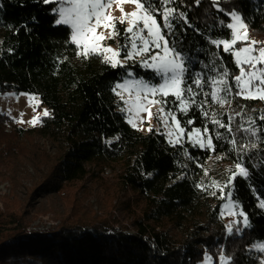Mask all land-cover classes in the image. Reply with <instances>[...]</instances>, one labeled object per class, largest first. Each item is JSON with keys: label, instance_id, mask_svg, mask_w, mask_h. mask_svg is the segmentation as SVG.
<instances>
[{"label": "trees", "instance_id": "1", "mask_svg": "<svg viewBox=\"0 0 264 264\" xmlns=\"http://www.w3.org/2000/svg\"><path fill=\"white\" fill-rule=\"evenodd\" d=\"M177 3V10L187 15V21H174L175 36L180 38L177 47L188 57L193 75L200 73L204 83L203 88L193 85L201 94L187 114L180 112L173 96L166 98L165 111L172 108L187 132L199 127L203 133L207 127L218 145L215 152L194 147L187 137L172 145L164 135L143 134L129 126L113 89L128 72L157 83L154 72L136 60L113 69L101 55L79 56L81 61L76 63L79 49L70 43V29L54 26L58 15L51 9L57 4L0 0V94L34 95L39 99L38 110L50 113L34 128H21L0 113V182L10 185L0 208V264H201L205 255L217 264L221 253L232 264H260L253 247L264 243V208L260 207L264 130L252 136L240 126L248 128L252 119L264 125L259 119L264 115V101L236 95L234 77L239 69L233 56L212 40L229 34L221 23L230 22L229 16L217 11L223 7L225 12L241 9L251 21L250 35L264 42V0H220L218 5L201 0L199 7L194 0ZM153 6L163 11V5ZM157 20L163 27L161 16ZM124 29L117 23L121 34L109 44L122 49ZM225 68L232 92L221 106L210 93L213 77ZM214 114L223 123L232 118L231 133L212 123ZM188 119L194 123L187 125ZM216 132L223 134L219 141ZM232 138L237 141L235 149ZM38 140L47 142L54 153H48ZM241 145L247 146L244 151ZM236 162L248 169L247 177L237 175L223 192L214 187L205 190L212 181L221 187L228 184V178L238 173ZM104 170L114 173L113 184L102 176ZM87 181L100 185H96L99 213L88 203L84 206L74 190ZM127 191L133 196L120 195ZM212 191L217 195L212 196ZM229 191L236 210L243 211L251 225H240L241 231L231 234L221 218ZM50 197L65 202L59 209L54 205L42 211L57 224L33 229L36 201ZM113 200L126 218L117 217Z\"/></svg>", "mask_w": 264, "mask_h": 264}, {"label": "snow or ice", "instance_id": "2", "mask_svg": "<svg viewBox=\"0 0 264 264\" xmlns=\"http://www.w3.org/2000/svg\"><path fill=\"white\" fill-rule=\"evenodd\" d=\"M38 2L59 4L58 8L51 9L53 13H58L59 17L55 19L54 26H70V43L75 45L76 49H79L76 52L78 56L88 58L90 55H101L103 62L109 64L113 69L125 67L128 61H134L136 57H139V63L143 68L154 70L155 76L159 77L163 81L162 83L150 84L143 79L125 80L124 83L117 84L116 89L128 92L130 97L134 92L135 99L125 100L124 96L119 92H117V95L125 105H128L126 109L129 114L128 123L133 128H137V120L140 123L144 122L141 116L142 112H147L148 118L151 119L150 106L154 104L161 105L159 113L163 115V124L168 125L170 119L174 126L172 130L167 132L169 137H173L175 134V139H169V143L181 144V137L185 134V128L181 127V121L177 119L172 108L165 112V106L168 104L166 98L169 95L175 97V100L179 101L180 112L187 114L189 106L194 104L196 96L201 94L194 91L193 85L196 88H203L204 82L200 73L197 72L193 75L192 70L188 66L190 63L188 57L182 54L183 49L177 47L180 43V38L175 36V32L178 29L174 21L177 19L187 21L186 13L182 10H177V0H38ZM114 2L118 5L131 2L136 8V11L124 13L123 7H120L123 15L119 18V24L123 25L126 22L127 27L124 32L131 34L125 37L130 42V50L124 52L123 59L120 58L121 51L128 48L127 43L122 45V49H113L102 44L106 39H111L121 34L117 30L116 20L108 11ZM210 2L218 5L220 0H210ZM200 3L201 0H194V6L199 7ZM157 4L164 6L163 11H161L159 6H153ZM217 11L229 16L231 22L221 21V23L226 24L229 34L223 39L214 38L212 44L222 45L224 53L235 57V66L239 69V74L234 77L235 84L239 89L236 95L244 99L259 98L264 101V67H258L264 65V46L257 47L258 42L249 39L248 28L251 21H248V17L239 8L235 11L229 10L225 12L223 7H217ZM157 16H161L163 27L158 22ZM101 28L108 31L107 36H105L104 32L98 31ZM172 41H175V43H172ZM237 43H241L243 46L235 48ZM127 75L131 76L132 73L128 72ZM228 77L229 71L225 68L219 77H213L212 79L213 90L210 93L211 99L221 106L228 102L227 95L232 92V88L228 84ZM113 90L115 91V89ZM186 93L188 94L187 97L185 96ZM220 93H225V96L222 97ZM157 94L161 98L157 99ZM203 95H208V93H203ZM33 99L36 98L30 96L29 102ZM121 110L125 111V109ZM204 114L207 117L208 112L206 111ZM43 116H50L47 109L43 111ZM159 118L160 116L158 115ZM259 119L264 120V115L260 116ZM39 120L40 117L36 116L28 123L35 126ZM193 123L194 119L186 121L187 125ZM212 123L221 129H226L229 133L232 132V118H229L227 123H223L214 114ZM240 127L243 131L251 133L252 136H256L258 131L264 130V125H256L255 119L249 121L248 128ZM148 131L152 132L153 129L149 127ZM208 132L207 127L203 128V133L201 128L197 127L194 131L188 133V139L194 147L198 146L200 149L215 152L218 145L214 143L213 136L208 135ZM222 138L223 134L216 132L215 139L219 141ZM261 140L264 141V135L261 136ZM231 143L235 149L236 139L232 138ZM246 147L241 145L240 150L244 151ZM251 147L255 148L256 145L252 144ZM235 169L238 170V173L234 172L228 178V184L221 187L216 181H212L205 190L214 187L219 188L223 192L224 188H229L232 185L237 175L243 177L249 175L248 169L241 162L235 163ZM210 194L212 196L217 195L215 191ZM228 196L232 197L230 191ZM234 207L236 205H225L229 215L237 217L227 226L229 234L233 233L234 230L240 232L239 225L241 223H243L245 228L251 226L248 216L243 211H232ZM260 207L264 208V200L261 201ZM239 218H242V220ZM255 247L257 251L264 253V243ZM203 259L204 264H208V261L212 260L213 257L205 255ZM225 259L224 255H220L217 264H224ZM227 264H232L231 258L228 259ZM260 264H264V260H261Z\"/></svg>", "mask_w": 264, "mask_h": 264}, {"label": "rangeland", "instance_id": "3", "mask_svg": "<svg viewBox=\"0 0 264 264\" xmlns=\"http://www.w3.org/2000/svg\"><path fill=\"white\" fill-rule=\"evenodd\" d=\"M58 7H59V4H57L56 8H58ZM120 7H123L124 13H131L133 11H136L135 5L131 2H126L123 5H118L116 2H114L112 4L111 9H109L108 11L113 16V18L116 20V23H119V18L123 15V13L120 11ZM57 15H58V13H57ZM230 22H231V20H230ZM123 25L125 26V29H126L127 23L125 22V24H123ZM63 26L68 27L70 29V26H66V25H63ZM70 31H71V29H70ZM98 31L104 32L105 36L108 35V31L104 30L103 28L98 29ZM126 35L130 36L131 34H126ZM126 35H124V41H123L122 45L127 43L128 48L122 49L121 55H124L125 51L130 50V42L128 40H126V38H125ZM248 35H249L250 40L257 41L256 39H254L250 35L249 32H248ZM113 39H115V36L111 39H106L105 41H103L102 42L103 46H109V47H112L113 49H119V47L117 45L109 44V41L113 40ZM257 42H258L257 47L264 46V42H259V41H257ZM237 44H241V43H237ZM241 46H243V45L241 44ZM235 48H237V47H235ZM120 58L123 59L122 56ZM233 58L235 60L234 56H233ZM135 60L140 65V63H139L140 58L136 57ZM80 61H81V57L78 56L75 59V62L80 63ZM128 62H127V64H128ZM127 64L125 66H127ZM258 67H264V65H261ZM143 69H145V68H143ZM145 70L154 72V70H151V69H145ZM136 79H141V78L135 76L133 73L131 76L126 74L125 77L123 78V80L118 84L124 83L125 80H136ZM157 79H158L157 83L163 82L159 77H157ZM147 83H149V82H147ZM157 83H150V84H157ZM254 83H257V82H254ZM117 92L121 93L124 96L125 100L135 99V93L133 92L131 97H130L129 93L125 92L122 89H116L115 88V91H114V94H115L117 100L121 103V107L119 108L120 112L123 113V115L125 116V119L128 123L129 114L126 111L128 105H125L123 103V101H121L120 97L117 95ZM30 96L35 97L36 99H33L31 102H29ZM169 96H171V95H169ZM156 98L159 99L161 97L159 94H157ZM255 99H259V98H255ZM39 105H40V103H39L38 97H36L34 95H30L28 93L14 94L11 92H7L4 94H0V113L9 117L13 121V123L20 126L21 128H34L40 124V120L35 124V126L28 123V121L33 119V117L39 116L40 119L43 117V111L45 109L41 108L40 110H38ZM160 107H161V105H158V104L151 105L150 106V111L152 113L151 119L148 118L147 112H142L141 116L143 117L144 122L140 123L139 120H137V125H138L137 128H133L132 125L128 123L129 126L132 129H134L140 133H143V134H150L153 132V133L158 134V135H164L167 142H169V139H175V134L173 137H169L167 135V132L172 130L174 128V126L172 125L170 119H169L168 125L163 124V122H162L163 121V115L159 113ZM121 109H125V111H122ZM158 115L160 116L159 119H158ZM149 127H151L153 129L152 132L148 131ZM192 131H194V130H192ZM192 131H190V132H192ZM188 133L189 132L185 131V134L181 137V140L185 139V137H187V139H188ZM108 142H112V140H109ZM38 143H39V145L45 147V149L47 150L48 153H50V154L54 153L53 148L51 146H49V144L47 142H45L44 140H38ZM172 145H175V144H172ZM26 170H28V172L30 174H32L31 169L27 168ZM102 174H103L102 175L103 177H105V178H107V180H109V181H107V183L113 184L112 182L114 181V173L111 170H104ZM25 185H26L25 187H30L29 184H25ZM96 185L100 186L99 183H94L93 181H87L85 184L78 185L76 188H74V190L76 189L78 191V195L82 198L81 203L84 206H88V204H89L90 206L93 207L95 212L99 213L100 209H99L98 200H97V197L99 195V189L96 187ZM88 189L90 190V193H88ZM9 193H10L9 183L7 181L0 182V208H2V200H4L3 196L7 195ZM120 195L121 196H127V197L133 196L131 191L123 192ZM101 197H102V194H101L100 198ZM20 198H22L21 193H19V195H18V199H20ZM100 198H99L100 205L103 206L104 201H101ZM18 199L16 197V200H18ZM61 199L62 198H57V197L38 199L39 201L37 200L36 202H39V204L38 205H37V203L35 204V208L32 212V214L34 216H37V217L31 223L32 225L30 227H32L33 229L41 231L43 229H47L51 225H53V226L56 225L57 221H55L54 219H51L48 214H44V213H42V211L49 210L52 207L55 208L54 205H56L57 209L63 207L65 202H61ZM225 200H226L225 204L223 205L222 210H221V213H223V215H221V218L227 227L232 222V220L237 219V217L229 215L228 210L225 208L226 204L227 205H234L233 202L231 201L230 197L228 196V194L225 195ZM111 203L114 207H116L114 211H115L117 217L121 220L123 218H126L125 215L123 214V212L121 211V209L119 211V209L117 207L119 203L116 200L111 201ZM62 211L63 210H61V212ZM232 211L238 212L235 207L232 209ZM239 219L242 220V218H239ZM240 225H243V223H241ZM260 244H262V243H260ZM255 246L253 247V250L259 253V258H261V260H264V253L257 251ZM221 255H222V253H221ZM261 260L259 259V261H261ZM227 262H228V259H225L224 264H227ZM201 264H204V262ZM208 264H213V260L208 261Z\"/></svg>", "mask_w": 264, "mask_h": 264}, {"label": "built area", "instance_id": "4", "mask_svg": "<svg viewBox=\"0 0 264 264\" xmlns=\"http://www.w3.org/2000/svg\"><path fill=\"white\" fill-rule=\"evenodd\" d=\"M261 260V258H259Z\"/></svg>", "mask_w": 264, "mask_h": 264}]
</instances>
